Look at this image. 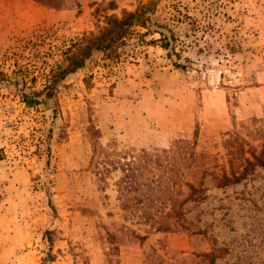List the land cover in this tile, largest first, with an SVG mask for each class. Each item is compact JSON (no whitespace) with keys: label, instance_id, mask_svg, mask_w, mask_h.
<instances>
[{"label":"rangeland","instance_id":"obj_1","mask_svg":"<svg viewBox=\"0 0 264 264\" xmlns=\"http://www.w3.org/2000/svg\"><path fill=\"white\" fill-rule=\"evenodd\" d=\"M148 1L0 0V264H264V165L214 175L264 140V0H154L147 27L51 85L73 42ZM194 139L169 185L204 198L166 231L122 210L119 163L92 160L95 143L129 156ZM121 225L149 236L116 254Z\"/></svg>","mask_w":264,"mask_h":264},{"label":"trees","instance_id":"obj_2","mask_svg":"<svg viewBox=\"0 0 264 264\" xmlns=\"http://www.w3.org/2000/svg\"><path fill=\"white\" fill-rule=\"evenodd\" d=\"M155 10L156 3L154 0H150L141 3L133 10H123L120 15H106L105 24L97 32L85 34L80 40L72 43L67 53L66 63L59 65L57 70L53 72L51 85L55 86L67 74L83 67L95 52L109 54L115 51L136 26H148ZM163 36L165 37V35ZM22 96V100L27 105H33L37 102V99H33L28 95ZM196 136L197 134H195ZM177 144L174 148L156 150L154 153L129 152V156H127L128 152L125 151H107L101 144L95 143L93 147L92 160L96 159L98 161L100 159L120 164L123 175L118 183V199L122 210L135 216L138 224L145 225L149 222V225L155 231L170 229L171 224L166 221L167 219L172 217L181 218L182 212L178 204L191 198H194V200L204 198L202 195H195L197 189L194 183L190 181L185 182L191 190L187 196L184 195V191H175V187L172 189L169 185L170 180H174L175 170L179 168V166H176L179 164L177 158L180 161H185L187 166L190 163L195 164L197 158L193 149L196 145V139L192 144L185 140H180ZM112 155L115 156L114 160L110 159ZM256 164L264 165V140L261 150L252 152V159H245V165L240 172L235 169H232L230 173L223 170L222 172H215L214 175L220 186L228 185L241 181ZM154 170H159L161 176L157 177ZM200 170L204 172L205 168ZM165 173H167L166 176ZM161 182H163L162 185H160ZM155 187L157 191H153ZM167 207L169 209L165 210ZM120 228L124 231H122V237L120 238L118 231L111 230V228L107 230V239L116 254H118L121 243L132 241L142 243L149 236V231L146 229H144L145 233H142L140 229L128 228L124 225H121ZM127 236L129 237L125 238ZM151 251L159 256L154 246L151 247ZM205 255L211 256L212 252L205 253ZM210 260L213 261L212 258Z\"/></svg>","mask_w":264,"mask_h":264}]
</instances>
